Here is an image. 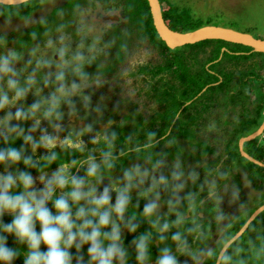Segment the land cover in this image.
Returning a JSON list of instances; mask_svg holds the SVG:
<instances>
[{
    "label": "flooded vegetation",
    "instance_id": "flooded-vegetation-1",
    "mask_svg": "<svg viewBox=\"0 0 264 264\" xmlns=\"http://www.w3.org/2000/svg\"><path fill=\"white\" fill-rule=\"evenodd\" d=\"M86 1L87 0L59 1L48 10L49 12L47 15L33 20L26 18L30 14H28L30 8L24 11V9H7L5 7L10 6L2 5L4 8L0 9V14L8 18L5 23H0V57L9 61V67L15 72L12 78L16 80L19 85L27 86L28 91L23 98L16 99L13 103L15 94L13 91L9 90L6 85V79L10 74L0 73V92H7L9 97V104L2 109L0 122H3L6 116L11 117L6 127L3 123H0V149L6 150L11 147L21 151L22 160L25 157H30L32 166L24 165L22 160L16 164L5 161L4 164H0V169L5 171V174L9 171H12L13 175H16L18 172L30 173L34 182V189L39 190L42 189L45 184L41 181L40 177L53 173L59 166L64 164L70 166L69 170L72 175L84 177L86 181H88L90 178L86 176V169L89 159L91 158L100 165L98 178L92 179L91 183L97 188L98 193L101 192L104 187L108 186L112 202L114 203L116 192L113 190V186L122 187L126 183L124 179L125 172L135 169L133 165L136 167L138 166L139 170L143 165L147 168L148 180L145 186H140V196L134 194L136 185L129 190L130 200L128 209L124 215L126 218V225L129 221L136 225L135 231L128 230L126 232L125 235L127 236L124 238L123 245L121 246L126 252L124 264H154L157 262V257L163 254H158L154 259H151L150 253L147 251V259L143 262L137 261L134 241H138L141 235L146 237L147 248L150 250V244L155 245L156 248H161V239H158L157 236H162L164 237L163 239L167 237V239L171 240L175 232L181 234V232L185 233L186 230L185 234L189 236L190 241L185 242L183 246L191 245L197 250H204L208 247L212 238L215 223L210 219V216L201 215L198 212V205L202 200V195L208 191L199 189L201 183L200 178H202L204 174L213 177L217 176V178L225 176L228 173L227 170L230 165L224 163L225 160L223 163L221 162V164L219 162L217 167H213L212 162L217 159V156L214 154L215 156L212 155L214 159L208 161V163L201 168L199 163L211 156L204 157L199 161L197 148H192L191 153L185 155L186 157H183L184 154L178 156L172 152V149L166 141L172 129L171 126L170 130L166 131V122L168 120L166 109L168 105L164 100L162 101V93H165L164 91L167 89V84L164 81L158 82V78L152 77L151 74H142L140 72L142 70L147 71L146 68H136L137 71H135V74L140 73L142 76L147 77L148 80H151V82H147L144 85V93L155 103V111L147 117H144L141 113L140 106L137 107L132 105L129 98H123L116 92L118 88L113 84L114 80L112 77L106 78V82L88 81L87 76L89 73L100 75L101 72H104L106 74L105 70L107 69V67L103 66L105 65L104 62L100 65L95 63V58L97 57L95 45L87 41L85 34H83V30L80 28L71 46H69L70 43L66 41V36H72V11L87 6ZM95 1L97 2V0ZM31 2L37 1L34 0ZM103 7L102 4H96V9L98 10L96 17L90 20L88 19L87 23L93 25L102 24L110 27L113 37L115 38V36H117L115 41L118 42V44H113V51L116 52L117 59L119 58V53L125 54L124 51L131 46L129 40L125 39V36L119 31V29L123 30V26L126 23L135 21L127 19L128 17L125 18L124 12L126 9L131 11L133 16L137 15L136 17H139V20H137L138 23H140L139 26L142 25V34L138 35L135 40L137 42H144L145 46H154L151 41L150 29L145 27L141 17V11L136 6V10L133 9L134 4L129 5L127 2V8L123 10L120 8L117 13H112L119 18V20L112 21H102L97 18L100 13H108ZM13 10L18 12H12ZM109 15L110 14L106 16ZM74 31L77 32V30ZM48 32L51 40H54V46L52 47L49 58L51 59L52 56V60L55 64L61 65L64 63L72 47V52L75 57L74 64L78 65L82 60L90 59V62L81 68L78 78L82 81H76V79L71 77L70 73L64 71L63 78L66 79V81L62 83L56 79V75H54L55 71H53L54 68L51 66L37 69L31 67V64L34 63V60H29V58L32 57L31 55L38 56L42 51L40 48H36L31 52V47L35 46V44L37 45L38 41H40V37H45ZM107 37L109 38V36ZM102 46L103 44L101 43V47ZM59 49L64 50L63 57L60 56ZM13 53L16 56L15 59H12ZM78 56L82 57V59H77ZM2 62L3 61H0V63ZM122 63L124 64V62ZM115 65L118 67L115 69V73L120 74L119 68L121 63L116 61ZM156 66L157 65L150 67L153 68ZM29 77H32L34 81L32 85H27ZM117 78L119 81L122 80L120 76ZM73 85L76 86L74 90ZM138 86H140V84ZM146 86L147 88H145ZM177 86L179 85L177 84ZM60 87L68 90L69 95L65 98H61L59 102L62 103L61 107H57L52 113L55 117L61 115L62 119L50 128V133L48 132L45 134L50 120L44 119V112L50 106L48 104V101L51 100L50 94L54 89ZM39 95H42L43 98H38ZM37 103L40 104V107L36 110L35 114H32L30 109ZM189 104L190 103L186 105ZM183 108L184 106L182 109ZM236 108L242 110L241 108ZM18 110L23 114L22 119L15 118ZM180 113L181 111L176 116L175 121L180 118ZM196 114L197 112L195 111V114L190 118L195 124H192L187 129V135L192 134L191 136L194 135L200 140L199 128L204 117L208 113L204 115L202 120H196ZM25 135H30L32 141L26 142L23 139ZM45 135L56 137L55 148L49 150L39 144L41 137ZM179 136H183V134H179ZM66 137H71L73 140L80 142L82 148L76 149L70 146L61 147V141ZM34 144L36 145L35 147H33ZM51 152L56 153V159L49 163L45 158L50 155ZM105 153L109 154L107 162H105ZM169 160L175 161L174 167L171 170L166 168ZM109 163L111 167L107 166ZM219 165L222 167L221 170L218 169ZM173 175L183 178L182 180H188L185 187L179 184L176 185L179 188L176 190L177 194L175 198H173V200H170V198L167 199L166 197L163 198V194H158L159 197H156L157 194L153 196V180L159 182L161 178H163L165 183H157V185L160 184L166 187L168 177L171 178ZM134 181L137 182L135 177ZM67 190V188L64 190L57 188L55 189L54 195H62ZM20 191L21 187L17 185L9 190V194H15ZM164 191L167 192V188H164ZM153 201L157 204V210L151 218L145 217L143 215V208L146 204ZM48 207L51 211L55 212L51 201H49ZM171 207L174 208L176 213L172 217L167 214V211ZM183 208L186 210L184 213H181ZM2 218L10 219L12 215L11 213H5L0 216V220ZM177 219L180 220L178 224L174 223ZM164 223H168L169 228L167 231H160V225ZM37 231H39V228H37ZM201 236L204 237L203 241H205V243L200 241ZM11 238L14 239V237ZM19 245L27 248V245L24 243H19ZM87 247L88 245L85 244L82 245L79 251L74 247L69 249L71 264H77V256L82 257L81 264H87L89 259L86 251ZM179 248L181 247L177 243L175 248L171 250V252H168V255L175 254ZM16 249L19 251V257L14 258L11 264H23V258L27 249L25 250L18 246H16ZM41 249H44L43 245H41Z\"/></svg>",
    "mask_w": 264,
    "mask_h": 264
},
{
    "label": "rangeland",
    "instance_id": "rangeland-1",
    "mask_svg": "<svg viewBox=\"0 0 264 264\" xmlns=\"http://www.w3.org/2000/svg\"><path fill=\"white\" fill-rule=\"evenodd\" d=\"M59 1L62 0H39L35 2L37 4L29 2L20 6H10L5 8L16 10L24 9V11L30 8L28 10V14H30H27L29 17L27 16L26 18L33 20L47 15L49 12L48 10ZM86 3L87 6L77 8L72 11V36H66V41H68L70 43L69 46H71L72 43H74V37L80 31L79 28L83 30V34H85L87 41L96 47L95 50L97 57L95 58V63L100 65L104 62L105 65L103 66L107 67L105 70L106 74L104 72H101L100 75L96 73H89L87 76L88 81L106 82V78L112 77L114 80L113 84L118 88L116 89V92H118V94L123 98H129L132 105L137 107L140 106L141 113L144 117H147L155 111V103L148 97L147 94L144 93V85L147 82H151V80H148L147 77L142 76L140 73L135 74V71H137L136 68L138 67L150 70V66L163 64L164 59L160 55L158 49L154 46H145L144 42H137L135 40L138 35L142 34V25L139 26L140 23L137 21L139 20V17H136L137 15L133 16L132 12L128 9L124 12L125 18L128 17L127 19L135 21L126 23L123 26V30L115 26L113 27L119 29L121 34L125 36V39L129 40V44L132 47H128L127 50L124 51L125 54L119 53V58L117 59L116 52L113 51V44H118V42L115 41L117 36L114 35L115 38L113 37L110 27L102 24L93 25L87 23V21L88 19L90 20L96 17L98 11L96 9V4H102L104 6L103 8L108 12L107 14H103L106 16L108 14L117 13L120 8L122 10L127 8V0H97V2L95 0H87ZM164 4L167 8L174 11L176 15H184L190 24H198L201 25V27L212 25L231 28L264 40V0H165ZM2 8H4V6L0 5V9ZM16 10H13L12 12H18ZM7 18L8 17L5 15L0 14V23H5ZM74 30H77V32ZM107 36H109V38ZM49 41H51L53 47L54 40H51L48 32L45 37H40V41H38L37 45L35 44V46L31 47V52H33L36 48H40L42 50L38 56H34L32 54V57L29 58L30 61L34 60L31 67L37 69L42 67L48 68V66H51L54 68L53 71H55L54 75L56 76L65 71L70 73L71 77L76 79V81H82L78 78L81 68L90 62V59H84L78 65L74 64L75 57L72 52V47L68 58L64 60V63L57 65L53 62L52 56L51 59L49 58L52 50V47H49ZM101 43L103 44L102 47ZM209 51V49H207L206 52L195 50L194 53L198 54L199 59H202L209 53ZM45 60L49 61L47 66L43 63ZM116 61L121 63L119 68L120 74L115 73V69L118 68L115 65ZM258 61L259 59H254L247 63L242 62L239 64V68L245 69L251 65L257 64ZM122 62H124V64ZM118 76L122 79L121 81L118 80ZM65 81L66 79L63 78L60 82L65 83ZM49 82L53 83L52 81ZM139 84L140 86H138ZM145 88H147V86ZM56 90L57 89H54L52 91L50 98H52L53 95H59ZM38 98L41 99L43 96L39 95ZM61 105L62 103H59L58 108H60ZM1 114L2 109H0V115ZM241 118H243L242 110H238L237 108L234 109L232 107H229L226 110L225 107H220L218 105L211 113H208L204 117L203 122L201 123L199 128L200 140L215 148V155L220 162H224L227 159L226 149L229 143L230 129L232 128L234 122L240 120ZM44 119L50 120L45 132V134H47L48 132L50 133V128L62 119V116L59 115L55 117L52 113L50 116L44 117ZM259 139V143L257 146L253 147V150L260 148L264 155V133ZM244 151L247 153L245 148ZM213 159L214 157L211 156L201 161L199 163L201 168L207 164L208 161ZM174 162L175 161L169 160L166 168L168 170L173 169L175 164ZM261 162L264 163V157ZM133 167L138 168V166L136 167L135 165H133ZM230 167L234 169V173L229 175L227 170L228 173L220 178L219 184L217 176L213 177L211 175L204 174L205 176L203 175L202 178H200L201 183L199 189L208 191L202 195V200L198 205V212L201 215L210 216V219L215 223V229L212 232V238L206 249L197 250L193 246L188 245L183 246V250L179 248L175 254L170 255L175 258L176 264H207L208 260L212 258L217 251H221L224 245L233 237V232L240 223H243V219H250L256 210L264 206V186L262 190L257 191L255 189V186L248 179L249 170L245 164L239 160L237 161V164L228 166V168ZM146 169L147 168L142 165L140 172L143 173ZM218 169L221 170L222 167L219 165ZM8 173H12V171H9ZM3 175H5V171L0 169V176ZM51 175L52 173L46 176L43 175L44 180L41 181L46 183V180H48ZM135 178L137 182L135 184L136 188L134 194L140 196L141 192L139 188L140 186L146 185L148 177L146 176L144 178V182L142 184L139 183V177ZM182 179L183 178H179L175 175L171 178L168 177L166 187L160 184L154 188L152 187V195L154 196L157 194L156 197H159V195L163 194V198L166 197L167 199L170 198V200H173L177 194L176 190L179 188L176 185L179 184L183 187L187 185L188 180ZM220 187L226 190H224L223 193H220ZM164 188H167L168 191L165 192ZM262 213H264V211ZM167 214L171 217L174 216L176 214L174 208H169ZM117 222L120 224L121 228L120 246H122L123 240L127 236L125 234L128 231L125 224L126 218L124 217L123 221ZM257 233H264V219L253 231V236L256 237ZM209 253H211V255H209ZM231 263L238 264L235 261ZM239 264H264V244L261 247L254 249L248 260Z\"/></svg>",
    "mask_w": 264,
    "mask_h": 264
},
{
    "label": "clouds",
    "instance_id": "clouds-1",
    "mask_svg": "<svg viewBox=\"0 0 264 264\" xmlns=\"http://www.w3.org/2000/svg\"><path fill=\"white\" fill-rule=\"evenodd\" d=\"M52 47L51 41L48 42ZM61 57L64 50L59 49ZM16 56L13 53L12 59ZM82 59V57H77ZM0 73L10 74L6 79L7 88L14 92V100L21 99L28 91L27 86H21L12 77L15 75L13 69L9 67V61L0 57ZM47 66L49 61H43ZM58 81L63 80V73L56 76ZM34 83L32 77L27 80V85ZM73 85V90L75 89ZM59 95H53L48 101L50 108L44 112V116L48 117L58 107L62 97L69 95V91L60 87L57 89ZM9 104L7 92H0V109ZM40 104H34L30 109L35 114ZM16 119H22L23 114L18 110ZM59 118V117H57ZM10 116H6L3 125L6 127ZM23 139L28 142L32 141L30 135H25ZM39 144L47 149L56 147V137L42 136ZM36 145L34 144L33 147ZM72 147L81 149L82 144L71 137H66L61 141V147ZM105 162H107L108 153H105ZM49 163L56 159V153L51 152L45 158ZM21 151L15 148L0 149V164L5 161L16 164L21 162ZM26 166H32L30 157L22 160ZM111 167V164H107ZM98 165L91 158L86 169V176L90 178L88 181L84 177H78L71 174L67 164L61 165L54 171L51 177L46 181L42 189L36 190L33 187V179L28 172H18L16 175L6 173L0 176V216L5 213H11L12 218L8 223L0 222V232L11 234L19 243L27 245V251L23 258V264H71L70 248L79 251L82 245H88L87 256L89 257L87 264H124L126 255L125 250L120 246V224L117 221H123L124 215L129 205V190L135 187L136 181L134 177H139V183L144 182V178L148 176L145 170L140 172L139 168L126 171L124 179L126 183L122 187H114L116 192L115 202L106 186L101 192H97V188L91 183L92 179L98 178ZM44 180V177H41ZM157 183H165L163 178L159 182L153 180L152 187H156ZM19 185L21 191L15 194H9V190ZM68 189L64 194L54 195L55 189ZM151 190V189H150ZM51 201L55 212L51 211L48 203ZM157 210V204L149 202L143 208V215L151 218ZM177 219L174 223H179ZM39 225V231H37ZM129 231H135L136 225L129 221L127 223ZM168 223L160 225V231H167ZM164 237H160L163 239ZM7 237L0 236V264H11L14 258L18 256V252L7 246ZM172 240L176 241L183 250L184 241L181 240L180 233L177 232L172 236ZM136 246V260L143 262L147 259L146 237L141 235L138 241H134ZM41 245L44 249H41ZM162 255L157 257L156 264H176L174 257L168 255L169 249L161 250ZM211 255V253H209ZM223 259H228L223 257ZM82 257L77 256V264H81Z\"/></svg>",
    "mask_w": 264,
    "mask_h": 264
},
{
    "label": "trees",
    "instance_id": "trees-1",
    "mask_svg": "<svg viewBox=\"0 0 264 264\" xmlns=\"http://www.w3.org/2000/svg\"><path fill=\"white\" fill-rule=\"evenodd\" d=\"M127 2L129 5L134 4V10H136V6L141 11L144 25L150 29L151 41L164 59L163 64H158L150 71L142 70L140 72L151 74L152 77L158 78V82L164 81L167 84L165 93H162V101L164 100L168 105L166 109L168 119L166 131H169L171 126L172 129L166 141L172 152L178 156L184 154L183 157H186L185 155L190 154L192 148H197L199 161L204 157L214 155L215 149L213 147L198 140L194 135L191 136L192 134L187 135V129L195 124L190 118L196 111V120H202L204 115L211 112L218 105L225 107L226 110L229 107L234 109L240 107L243 111V118L236 121L230 129L229 143L226 149L227 159L224 163L234 165L241 160L249 170V181L257 191L262 190L264 186V168L253 164L241 155L239 142L242 138L256 132L264 121V54L254 53L251 48L220 40L204 41L171 50L159 38L154 28L147 0H127ZM160 2L165 22L171 30L186 34L201 28V25L190 24L184 15H176L174 11L165 6V0H160ZM207 49L210 51L202 59H199L198 54L194 53L195 50L206 52ZM254 59H259L257 64L245 69L239 68L240 63H247ZM188 103L190 104L186 105ZM180 111V118L175 121ZM179 134H183V136H179ZM259 138L246 143L244 148L251 157L262 161L264 155L260 148L253 150V147L259 143ZM219 162L220 160L217 158L212 162V166L217 167ZM185 210L183 208L181 213H184ZM263 219L264 213L249 225L244 234L227 250L224 257L228 259H222L221 264H232L231 262L234 261L238 264L244 262L250 258L254 249L264 244V233H257L256 237L253 236V231L261 224ZM10 220L11 218H2L0 222L8 223ZM248 220L249 218L243 219V223H240L233 232V237L244 227ZM37 228H39V225H37ZM185 233L181 232L180 234L184 243L190 241L189 236ZM0 236L7 237V246L18 252L17 257H19V251L16 246L27 249L20 246L15 238L12 239L11 234L0 232ZM157 237L160 239L159 236ZM165 238L161 239V248H156L155 245L150 244L151 249L148 252L151 259L161 254V250L164 248L169 249V252L175 248L177 242ZM203 240L204 237L201 236L200 241ZM202 243H205V241ZM219 253L220 251H217L207 264H216Z\"/></svg>",
    "mask_w": 264,
    "mask_h": 264
},
{
    "label": "water",
    "instance_id": "water-1",
    "mask_svg": "<svg viewBox=\"0 0 264 264\" xmlns=\"http://www.w3.org/2000/svg\"><path fill=\"white\" fill-rule=\"evenodd\" d=\"M34 0H0V5L4 6H20L26 3H29ZM148 6L150 9V14L152 16L154 28L159 36V38L166 44V46L171 50H176L178 48H182L188 45L199 44L204 41H212V40H220L230 44L242 45L252 49L254 53H262L264 54V40L255 38L251 34L242 33L237 30L231 28H225L220 26H206L201 27L195 31L190 33L182 34L177 33L171 30L164 19L162 6L160 0H147ZM97 18L102 21H112L119 20V18L113 14L109 16H105L100 13ZM264 133V121L261 127L254 132L253 134L242 138L239 142V150L241 155L247 159L248 161L256 164L260 167L264 168V163L256 160L251 157L249 154L245 153L244 145L247 142L255 140L259 138ZM264 211V206L260 207L258 210L254 212V214L250 217L248 222L244 225V227L234 236L232 237L222 248L220 251L216 264H221L222 259L230 248V246L235 243L247 230L249 225Z\"/></svg>",
    "mask_w": 264,
    "mask_h": 264
},
{
    "label": "crops",
    "instance_id": "crops-1",
    "mask_svg": "<svg viewBox=\"0 0 264 264\" xmlns=\"http://www.w3.org/2000/svg\"><path fill=\"white\" fill-rule=\"evenodd\" d=\"M247 143H248V142H247ZM245 144H246V143H245ZM221 160H222V159H221ZM220 163H221V162H220ZM222 163H223V162H222ZM235 164H237V162H236ZM233 171H234V169H233L232 167H230V168L228 169V172H229L228 174L230 175L231 173H234ZM220 178H221V177H218V178H217L218 184H219ZM219 190H220V193H223L224 190H226V189H222V188L220 187Z\"/></svg>",
    "mask_w": 264,
    "mask_h": 264
}]
</instances>
